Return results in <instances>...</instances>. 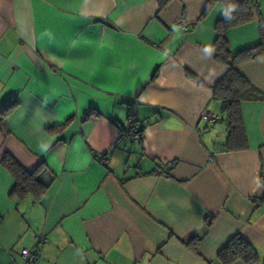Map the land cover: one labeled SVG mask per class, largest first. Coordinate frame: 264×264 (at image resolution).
<instances>
[{
	"label": "crops",
	"instance_id": "crops-1",
	"mask_svg": "<svg viewBox=\"0 0 264 264\" xmlns=\"http://www.w3.org/2000/svg\"><path fill=\"white\" fill-rule=\"evenodd\" d=\"M226 11L222 0H0V109L14 103L0 122V264L33 247L35 264H221L237 233L264 262V56L236 65L260 98L241 103L247 146L227 150L213 99ZM224 37L231 54L255 46L258 18ZM129 115L142 137L116 145ZM5 153L41 166L39 200L11 195Z\"/></svg>",
	"mask_w": 264,
	"mask_h": 264
},
{
	"label": "trees",
	"instance_id": "trees-1",
	"mask_svg": "<svg viewBox=\"0 0 264 264\" xmlns=\"http://www.w3.org/2000/svg\"><path fill=\"white\" fill-rule=\"evenodd\" d=\"M226 6V14L215 23L217 36L214 41V59L227 67L225 75L213 87V99L220 102L221 111L226 121L228 134L225 148L242 149L246 145L243 120L241 115V103L244 101L257 100L260 93L241 75L236 65L242 62L255 60L264 56V21L261 19L259 0H222ZM168 0H158L159 8L163 7ZM258 18L261 32V40L255 46L237 51L231 54L228 49V41L224 37V31ZM13 101H8L0 109V122L8 116L14 108ZM132 116V115H129ZM71 121L67 119L61 124L47 127L46 131L55 133L62 131ZM142 131V128H141ZM1 165L13 176L15 184L11 195L23 199L30 195L34 200H39L45 193L48 185L39 179L41 166L33 171H27L9 153H5L1 159ZM211 217L207 216V224ZM199 239L191 242L196 250ZM218 260L221 264H231L237 260L244 264H260L257 248L244 239L240 234H235L219 251ZM264 264V262H262Z\"/></svg>",
	"mask_w": 264,
	"mask_h": 264
},
{
	"label": "built area",
	"instance_id": "built-area-1",
	"mask_svg": "<svg viewBox=\"0 0 264 264\" xmlns=\"http://www.w3.org/2000/svg\"><path fill=\"white\" fill-rule=\"evenodd\" d=\"M175 27L182 31H187L189 28L182 18L176 20ZM200 118L203 121L211 123L217 120V116L209 111L202 112ZM126 122V131L122 134H119V137L115 142L116 145H118L124 139L131 141H139L142 137L141 126L138 122H136L133 116H128ZM43 239L44 237H40L39 241H42ZM21 257L23 260V264H35L40 260V253L36 247H33L31 249L23 250L21 253Z\"/></svg>",
	"mask_w": 264,
	"mask_h": 264
}]
</instances>
